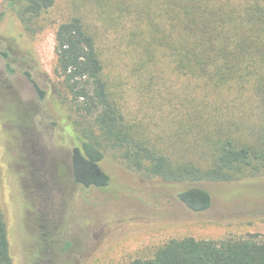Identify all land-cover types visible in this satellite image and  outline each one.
Listing matches in <instances>:
<instances>
[{"label":"rangeland","instance_id":"obj_1","mask_svg":"<svg viewBox=\"0 0 264 264\" xmlns=\"http://www.w3.org/2000/svg\"><path fill=\"white\" fill-rule=\"evenodd\" d=\"M79 10L86 13L85 1L56 0L44 13V29L29 35L15 7L0 0V202L8 218L14 264H126L151 257L173 238L264 236V175L191 184L212 195L211 207L201 212L190 210L178 198L190 184L145 177L110 151L100 161L110 176L107 186L75 182L73 150L82 141L71 97L55 71V32ZM87 20L95 23L100 35L105 73L120 89L128 119L145 134L161 139V145L178 140L175 132L181 117L183 123H204L189 117L187 110L182 113L181 99L187 107L196 102L190 99L197 103L223 99L205 98L202 82L178 78L163 57L151 73L137 70L136 54L125 38L131 27L127 19L117 30L104 26L99 13H89ZM26 71L44 90L43 99ZM189 129L191 139L197 138Z\"/></svg>","mask_w":264,"mask_h":264},{"label":"trees","instance_id":"obj_2","mask_svg":"<svg viewBox=\"0 0 264 264\" xmlns=\"http://www.w3.org/2000/svg\"><path fill=\"white\" fill-rule=\"evenodd\" d=\"M4 1L10 9L15 7L29 35L44 29V13L56 2ZM83 1L86 13L70 14L55 32V71L71 97L74 124L82 141L73 150L75 182L83 187L107 186L110 176L100 161L108 151L127 168L168 182H236L264 175V0ZM94 12L110 28L124 26V19L131 23L125 38L136 54L137 70L151 73L163 57L178 78L202 82L205 98L218 101L223 97L219 103L190 99L196 102L188 107L185 98L181 99L182 113L187 110L189 117L204 123H194V119L183 123L181 117L175 132L178 140L164 146L161 139L145 134L128 119L120 89L106 76L100 35L95 23L87 20ZM25 73L43 99L44 90L29 71ZM189 127L197 138L191 139ZM1 188L0 170V195ZM178 198L195 212L212 205L211 193L197 185L181 190ZM0 264H14L1 202ZM126 264H264V236L173 238L151 257L134 258Z\"/></svg>","mask_w":264,"mask_h":264},{"label":"flooded vegetation","instance_id":"obj_3","mask_svg":"<svg viewBox=\"0 0 264 264\" xmlns=\"http://www.w3.org/2000/svg\"><path fill=\"white\" fill-rule=\"evenodd\" d=\"M27 52V51H26ZM9 54V53H8ZM8 58L10 59H12V56L9 54V56H8ZM7 63H9L10 64V62L7 60ZM11 65V64H10ZM10 68H12L11 66H10ZM9 69V68H8ZM13 69V68H12ZM30 72V71H29ZM31 73V72H30ZM32 74V73H31Z\"/></svg>","mask_w":264,"mask_h":264}]
</instances>
